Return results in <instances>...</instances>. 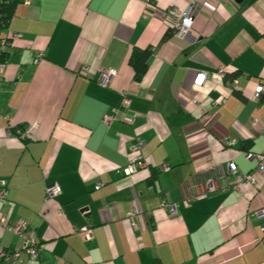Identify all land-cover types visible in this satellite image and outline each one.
Wrapping results in <instances>:
<instances>
[{
    "label": "crops",
    "instance_id": "0c3cea01",
    "mask_svg": "<svg viewBox=\"0 0 264 264\" xmlns=\"http://www.w3.org/2000/svg\"><path fill=\"white\" fill-rule=\"evenodd\" d=\"M191 2V29L176 38L165 11ZM7 30L0 245L19 248L10 227L27 222L41 248L11 264H264V170L246 157L264 151V0H18ZM147 47L136 81L129 58ZM103 69L115 70L105 85ZM124 95L128 108L105 124ZM137 138L148 167L126 178ZM229 162L255 182L220 189ZM209 178L218 188L204 193ZM49 185L60 191L46 198ZM87 223L90 240L76 232Z\"/></svg>",
    "mask_w": 264,
    "mask_h": 264
},
{
    "label": "built area",
    "instance_id": "2783aa9c",
    "mask_svg": "<svg viewBox=\"0 0 264 264\" xmlns=\"http://www.w3.org/2000/svg\"><path fill=\"white\" fill-rule=\"evenodd\" d=\"M24 2H28V0H23ZM196 5L191 2L185 10H178L175 7L169 8L165 11V13L173 14L177 16V19L174 22L173 25V34L176 38L183 39L185 38L188 31L191 29L193 18L195 15V9ZM12 34L10 32L7 33V37L0 38V78L2 75V71L4 70L6 60L4 58V53L6 47L10 44V39L12 38ZM40 54L38 55L39 59ZM89 70L84 67L80 70V73L84 75H88ZM115 74L114 69H103L100 71V76L98 79V82L102 85L106 84V81ZM206 73L200 72L198 74V82H203L205 79ZM234 82V81H233ZM261 90V87L258 89ZM129 98L124 95L121 99V104L119 108H116L113 110L112 114L105 115L103 117V122L107 125H109L113 119L117 118L118 114L120 113V108L124 107L125 109L129 106ZM132 119V118H130ZM264 131V128H263ZM29 132V128L27 130L23 129H17L16 133L23 136H26ZM141 139L137 138V142L135 145L131 146L130 153L132 154V157L129 161V164L123 168V172L126 178H133L140 170H146L148 167V162L143 158L142 154L140 153V145H141ZM247 158H257L258 159V165L257 169L264 170V151L259 153H251L247 152L246 154ZM228 171L233 175V181L228 186H221L220 189H227V188H233L239 190L240 186L248 184V183H254L255 179L253 175L250 173H238L237 172V166L234 162L228 163ZM160 170H167L169 169V166L167 164H162L159 166ZM215 180L213 178H209L205 183V190L204 193H210L217 190V186L214 183ZM60 189L57 185H49L45 188V195L46 198H51L55 196L57 193H59ZM7 183L4 179H0V201L6 202L7 198ZM196 196L191 197L190 199L187 198V200L195 199ZM160 206L163 208H168L171 215L176 214V204L172 202H168L166 200H163L160 202ZM137 214V208L135 206L132 207L130 212L128 213V218L130 222H134V217ZM255 216L257 218H261L264 216V206L259 208L255 212ZM9 228V227H8ZM15 233H17L21 239L22 243L21 246L14 250H8L5 249L3 246L0 245V261H4L7 263H14L16 261L20 260L21 253L24 252L28 255L29 258L34 259L39 255L40 252V246L36 242L35 238L32 235L31 230L29 229L27 222H18L10 227ZM261 231L263 233L264 237V225L261 226ZM77 234L84 240H90L93 237V224L87 223L86 225H83L82 227L76 229Z\"/></svg>",
    "mask_w": 264,
    "mask_h": 264
},
{
    "label": "trees",
    "instance_id": "16d2710c",
    "mask_svg": "<svg viewBox=\"0 0 264 264\" xmlns=\"http://www.w3.org/2000/svg\"><path fill=\"white\" fill-rule=\"evenodd\" d=\"M251 1L253 0H247V2ZM17 2L18 0H0V38L7 37V29ZM172 33V30L168 29V33L164 36L163 40L167 39ZM152 53L153 50L151 49V47H147L144 49L134 48L132 50V53L129 58V63L134 69V79L136 81H140L142 76L144 75L148 67V59L152 55ZM234 78V75H230L228 77V82L233 81ZM156 264H160V262L157 261Z\"/></svg>",
    "mask_w": 264,
    "mask_h": 264
},
{
    "label": "rangeland",
    "instance_id": "374dc122",
    "mask_svg": "<svg viewBox=\"0 0 264 264\" xmlns=\"http://www.w3.org/2000/svg\"><path fill=\"white\" fill-rule=\"evenodd\" d=\"M136 142H137V139H136ZM136 142H135L133 145H135V144H136ZM133 145H131V146H133ZM131 146H130V148H131Z\"/></svg>",
    "mask_w": 264,
    "mask_h": 264
},
{
    "label": "water",
    "instance_id": "95a60500",
    "mask_svg": "<svg viewBox=\"0 0 264 264\" xmlns=\"http://www.w3.org/2000/svg\"><path fill=\"white\" fill-rule=\"evenodd\" d=\"M236 1H241V0H236Z\"/></svg>",
    "mask_w": 264,
    "mask_h": 264
}]
</instances>
